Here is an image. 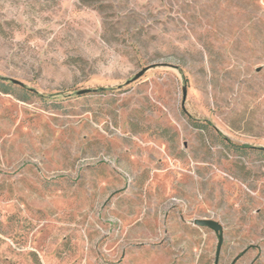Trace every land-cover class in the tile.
I'll return each mask as SVG.
<instances>
[{"label":"rangeland","instance_id":"obj_1","mask_svg":"<svg viewBox=\"0 0 264 264\" xmlns=\"http://www.w3.org/2000/svg\"><path fill=\"white\" fill-rule=\"evenodd\" d=\"M194 219L264 264V0H0V264H214Z\"/></svg>","mask_w":264,"mask_h":264},{"label":"water","instance_id":"obj_2","mask_svg":"<svg viewBox=\"0 0 264 264\" xmlns=\"http://www.w3.org/2000/svg\"><path fill=\"white\" fill-rule=\"evenodd\" d=\"M147 68H143L142 70H140L138 73H136L133 77L132 80L138 78L140 75L143 74V72L146 70ZM11 82H13L14 84H18L20 86H23V84L15 79H11ZM87 91L86 89L84 90H79L77 91V93H83ZM193 223L195 225H202V226H206L210 229H212L215 233H217V245H216V250H215V257H214V264H217L218 262V256H219V252H220V247L222 244V240H223V236H222V226L219 222L213 220V219H194ZM245 250H243L239 255L235 256L233 258V260L231 261L230 264H234L235 261L241 256V254L244 252Z\"/></svg>","mask_w":264,"mask_h":264}]
</instances>
